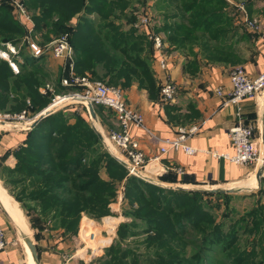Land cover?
Wrapping results in <instances>:
<instances>
[{"label": "trees", "instance_id": "trees-1", "mask_svg": "<svg viewBox=\"0 0 264 264\" xmlns=\"http://www.w3.org/2000/svg\"><path fill=\"white\" fill-rule=\"evenodd\" d=\"M23 2L25 8L32 12L33 34L27 33L13 19L12 9L8 5H1L0 44L17 46L23 43L24 49L28 47L26 37L32 38L35 34L43 33L44 42L39 44L44 46L53 40L51 37L67 34L74 50L75 76L87 74L93 80H104L120 86L136 82L148 92L154 90L155 81L149 64L150 43H145L149 48L147 57L143 55L141 40H130L134 29L128 33L109 35V30L118 29L110 16H116L117 10L118 15H121L126 7H130V0ZM174 2V9L179 11L177 14L180 17L173 22L175 26L170 28L174 41L180 45L185 40H197L196 35L199 34L207 47L208 55L204 56L207 62L233 65L241 62L242 57L236 46L241 39H249V36L246 33L238 35L233 29L227 38L221 37L226 34V29L222 27L223 19L229 22L225 15L229 8L226 0ZM92 14L107 19L97 27L88 18ZM23 51L19 52L23 57L22 63L12 58V63L18 65V73H14L10 64L0 58V112L7 111V106L13 103L15 110H8L10 114H20L22 111L39 113L50 103L54 94L81 90L80 87L62 85V77L64 79L69 75L67 62L64 76L60 73L58 78L53 79L56 87L54 90L47 82L52 76L45 68L46 53L34 57ZM47 86L53 93L46 89ZM42 89H45V93L41 92ZM8 107L11 109L12 104ZM102 109V106L94 107L95 115L101 120ZM68 110L64 108L49 114L28 131L23 145L11 153L16 160L12 169L0 164L2 169L16 174L4 183L12 186L11 194L24 213L27 216L34 215L33 219L29 217L31 227L41 231L42 225L50 221L52 228L62 230L65 237L74 236L78 232L82 214L96 220L109 214V205L115 202L118 184L122 183L127 202L136 203L139 208L134 212L124 211V217L132 220L130 224L120 225L117 238L124 240L141 235L144 238L139 246L146 253H135L129 242L127 244L132 250L114 242L106 249L103 258L96 261L97 264H142L140 259L145 261L144 264H183L194 262L199 250L201 253L209 249L210 255H214V244L221 247L224 256L228 254L225 261L228 263L222 264H259L247 258L249 253L245 255L244 250L237 248V253L230 257L234 249L231 235L223 236L213 217L201 211L202 206H192V201L197 198L227 197V194L167 189L127 176L124 165L102 151V140L92 127L85 108L82 107L80 111ZM108 113L114 114L110 110ZM8 155L5 153L0 161H4ZM140 212L143 215H136ZM87 223L90 227L91 222L87 220ZM232 238L234 240V236ZM187 248H192L190 255ZM210 255L206 261L211 258Z\"/></svg>", "mask_w": 264, "mask_h": 264}, {"label": "crops", "instance_id": "crops-1", "mask_svg": "<svg viewBox=\"0 0 264 264\" xmlns=\"http://www.w3.org/2000/svg\"><path fill=\"white\" fill-rule=\"evenodd\" d=\"M237 2L245 6V11L250 19H258L264 25V0H237ZM26 11L30 16L31 23H27L22 17L15 16L13 11H11V15L24 29L29 31L31 27L34 28V22L31 17L32 13L28 9ZM244 33L249 36V39H241L238 42L236 50L241 55L242 60L236 65L219 62L209 63L207 60L201 62L198 58L196 68V63L190 66L181 53L176 50L171 53L164 44L167 67L160 69L158 66L159 54L150 44V68L155 81L154 90L148 92V90L139 87L138 83L132 82L129 89L124 93V98L131 109L142 114L145 125L151 132L150 136L140 130L130 129L133 141L148 161L140 174L142 176L136 178L146 182L152 181L151 183L162 185L168 189L198 191L232 189L234 192L227 194L232 195L231 199L243 198L247 203L251 200L252 203L256 204V207L247 215H264V174L262 173L263 175L259 180L255 177L260 166L235 165L212 156V153L234 154L228 137V130L237 121L236 113L239 114L238 117L245 125L253 128V138L259 148L264 147L261 139L264 131V90L253 99L243 100L238 107H223V98L217 97L214 93V90L219 87L223 88L225 92L230 90L229 74L234 67H243L249 77H256L263 72L264 52L254 34L245 29ZM35 35L31 39L40 46ZM30 54L32 55L31 52ZM3 60L5 59L3 58ZM61 61L62 63L57 66L58 70L54 74L55 77L60 73L64 76L65 62ZM13 65L17 70L10 66L11 69L14 73H18V65L15 63ZM165 81L173 82L177 92L173 101L163 104L159 100V89ZM108 114L112 116V113ZM114 117V127L118 130V123ZM92 123L93 128L104 142L102 136L106 134L104 132L107 130L97 114L96 121ZM192 127L196 128V132L185 140V144L197 150L194 155H186L180 149H170L166 154L160 155L161 140L174 139L178 136L179 129ZM30 129L32 128L13 134H0V160L5 153L9 154L2 163L3 166L5 165L10 169L14 167L16 160L11 153L23 145ZM114 159L123 162L118 156ZM117 204L116 200L111 203L109 205L110 215L100 219L105 226L111 224L106 227L108 229L107 239H103L107 240L108 244L115 237L113 234L115 224L124 221ZM84 218L91 222L90 227L86 225L85 221L81 224ZM97 221L99 220L82 214L75 237L80 238L82 232L87 233L88 229L95 227L94 225L101 226ZM42 226L41 231L31 227L30 219L20 204L0 186V227L5 232L6 241L5 248L0 252V264L94 263L90 259H87L89 262L74 261L85 247L80 250L75 249L73 253H70L72 241L63 235L62 230L52 228L50 221L45 222ZM26 239L30 240L35 247V259L25 243ZM102 247L99 248L101 249L99 252H102Z\"/></svg>", "mask_w": 264, "mask_h": 264}, {"label": "rangeland", "instance_id": "rangeland-1", "mask_svg": "<svg viewBox=\"0 0 264 264\" xmlns=\"http://www.w3.org/2000/svg\"><path fill=\"white\" fill-rule=\"evenodd\" d=\"M240 1H244V0H240ZM226 2L228 3L229 8L227 7L228 12L225 15L229 19V22H226V19H223L222 27L226 29V34L224 36L221 35V37L227 38L233 32V29H235L236 34L243 36L244 29H243L242 24L239 22L238 11L236 8V5H238L239 3L237 2V0H226ZM174 3H175L174 0H130V4H131L130 7L128 8L126 7L125 10L122 11L121 15H118L119 10H117L115 13L117 14L116 16L115 15L110 16V20L113 21L114 26L118 27V29L109 30V35L111 36L114 33L119 34V32L128 33L130 29H134V31H131L130 40H141V43H143L142 44L143 45L142 46L143 55H147L148 57L149 48H148V44L145 45V43L151 44V42L148 39V35L146 31L150 32L153 30L155 33L160 35L166 48L171 53L174 50L178 51L179 53L182 54L185 60L189 62L188 64H190V66H192L193 63H196V68H197L196 60L198 58L200 59L201 62L204 60H207L204 58V56L208 55L207 47L203 44V39L199 38V34L196 35L197 40H185L180 45L178 44L177 41L173 40L174 36H173V33H171L170 28L175 26L173 22L180 19V17L178 16L179 14H177L179 13V11L177 12L174 9V5H175ZM130 17H134V19H130ZM88 18H90L94 23H96L97 27H100V25L106 21L105 19H107V17L99 18V16L96 14L90 15ZM143 19L148 20L149 24L147 27L144 26ZM30 33L33 34V30ZM43 35H44L43 33L36 34L35 35L36 40L38 42L43 43L44 42ZM142 35H144V37L146 38V41H144V37ZM52 38L53 37H51V40ZM56 38L58 37H55L53 40H55ZM25 39L27 40V43H28L31 37H26ZM235 39L237 38L235 37ZM22 46H23V43H19L17 44V46H12L10 43H3V44L1 43L0 44V58L1 59L4 58L9 64L10 63L13 64L12 58H16L19 61V63H22L23 57L19 54V52H22L24 50L23 51L24 54H30L29 46L28 47L26 46L24 49ZM4 53L6 54L7 57H4L3 55ZM45 60H46L45 68L47 72L50 73V77L52 76V78L47 82H49L53 86V89L55 90L56 89V87H54L55 82H53V79L55 78L54 74H56L58 70L57 68L58 64L62 63V61L61 59L52 58V55L50 54H46ZM84 76H88V75L84 74ZM90 78L93 79L92 77ZM94 80H98L108 87H118L119 89L123 91V94L131 86L130 83L128 85L120 86V85L111 84L108 81H104V80H99V79H94ZM71 91H74V90H71ZM10 104H12L11 109H9L8 107ZM10 104L7 106V111L0 112V122L1 123L4 122L7 124L6 125L3 123L2 124L0 123V129L2 128L0 130V134H4V133L13 134L21 130L26 131L25 129L29 128V125H30L29 122L34 121L35 120L34 117L37 116V114H39V113H34V111H33V114L28 112L23 120L18 121L16 120V116L19 113L10 114L11 112L8 111V110H15L14 104L13 103H10ZM64 108L69 109V110L75 109L78 111L79 109L80 110L82 109V106L74 103L71 105H67V107H64ZM102 111H103L102 115L104 116L103 117L101 115L102 123H103V126L106 127L105 129L107 130L104 133H109L111 131L117 130L114 127L113 114L112 116L109 115L108 114L109 110L106 109L105 107H103ZM91 125H93L92 122H91ZM101 144H102L101 145L102 151H106L113 158L117 156L119 157L118 150L115 147H113V145L110 142L106 145L104 144V142L101 141ZM260 152L261 154H263V149H260ZM1 163H4V161H0V164ZM120 163H122L124 167L126 168L127 173H128L127 176H132V175H129L127 166L123 162H120ZM1 166H3V164H1ZM3 167L5 168V165ZM0 174H1L0 186H2L5 189V191L16 201V199L11 194L12 186L5 185L4 183L10 176L14 177L16 174L9 173L6 169H2L1 167H0ZM102 177L105 180L107 179L104 173H102ZM151 182L152 181H148L147 183H151ZM156 186L160 187L162 185L156 184ZM162 188L164 187L162 186ZM231 196L232 195H228L227 197L226 196H204V197L202 196L203 197L202 199L197 198L193 200L192 206H194L195 204L199 205L200 207L202 206L201 211L207 213L208 215H211L213 217L214 223L219 224L220 233H222V235L225 237H229L231 235V241L234 245V246L232 245V247H234V249L231 252L230 257H232V255L237 253V250H236L237 248L240 251L244 250L245 255L249 253L250 255H248L247 258H249L250 261L254 263L264 264V215H247V213H249L253 208L256 207V204L252 203L251 200L247 203V201H244L243 198L231 199ZM229 197L230 199L228 200ZM116 202H118L117 205L120 207L119 213L123 215L124 221L120 222V224L118 223L115 224L116 226L113 231V234H115V237L113 238L112 242L108 244L107 240H103V239H107L106 237L108 236L107 234L108 229L106 227H109L111 224H108L107 226H105V224H102L101 220L99 219L97 223H99L101 226L94 225L95 227L90 230L88 229L87 233L82 232L80 238L77 236L75 237V235L69 237L70 238L69 240L72 241L70 253H73L75 249L80 250V249H83V247H85L83 252L78 257H76L74 261L79 262L80 260H84L86 262H89V260L87 259H90L92 262H94L93 264H97L95 261H97L99 258H103V255L105 254L106 249L110 247L114 242H117L123 248H129V244H127L129 242L133 246L132 247L133 250L129 248L130 250L134 251L135 253H141V254L146 253V250L143 247L139 246L142 239L144 238L141 235L133 236V237H130L124 240H120L119 237L117 238V231L120 225L125 224V223L130 224V221L132 220L130 218L124 217V215H126L124 214L125 213L124 211L127 210L128 212H132V211L134 212L139 208V205L137 206L136 203L129 204L127 202L126 197H125V187L123 186L122 183L118 184V188L116 192ZM246 209H247V212H245ZM108 215H110V212ZM136 215H143V213L140 212V214L138 213ZM163 215H166V214L163 213ZM28 217H30V219H33L34 215H29ZM82 221H85L86 225L88 226L86 219H83ZM105 229L106 231H104ZM89 231L91 234L89 233ZM232 235L234 236V240L232 238L233 237ZM30 236L32 237V234ZM91 239L92 241H90ZM100 247H102V252H99V250H101L99 249ZM214 249H215L214 255H210L209 249L206 251H202L201 253L199 250L198 252L199 255L194 262L189 261V262H184L183 264H222L225 261H227L228 254L224 256L223 255L224 251L221 249L220 246H216V244H214ZM187 251L190 255L192 252V248L191 249L187 248ZM209 255L211 258H208L206 261V258ZM140 261H142V264L145 263L143 259H140ZM225 263H228V262H225Z\"/></svg>", "mask_w": 264, "mask_h": 264}, {"label": "built area", "instance_id": "built-area-1", "mask_svg": "<svg viewBox=\"0 0 264 264\" xmlns=\"http://www.w3.org/2000/svg\"><path fill=\"white\" fill-rule=\"evenodd\" d=\"M1 5H8L17 17H22L27 23H31L23 0H0ZM238 11L239 22L244 29L254 34L259 42V45L264 52V25L255 18L250 19L245 11V6L240 3L236 5ZM144 26H148V20L143 19ZM32 27L29 29V33ZM147 32L148 39L151 42L153 49L159 54L158 66L160 69L167 67V55L162 38L153 30ZM29 50L34 57H38L44 53H50L55 59H61L68 64V77L62 79V85L65 87H80V91H69L64 94H54L50 103L34 118L45 111L56 112L67 105L79 104L85 108L87 114V103H90L93 108L102 106L114 113L118 130L111 131L103 135V141L111 143L119 152L120 159L127 166L129 175L141 177V172L148 163L145 155L137 148L133 141L130 129L140 130L151 136L150 130L145 125L144 118L141 113L131 109L125 102L124 94L118 87H108L98 80L90 79L88 76H75L73 73L74 50L68 40V35L63 34L47 45L39 46L32 39L28 41ZM10 66L17 70L13 64ZM230 90L225 92L219 87L214 90L217 97L223 98L222 106L238 107L243 100L253 99L264 90V70L256 77H249L244 68L234 67L229 74ZM52 93V89L47 86ZM45 93V89H42ZM177 92L176 85L171 81H165L159 89V100L166 104L173 101ZM26 111H22L16 116V120H23L26 116ZM89 115V114H88ZM237 121L229 128L228 137L234 149L233 155L212 153L214 158L224 159L235 165H254L263 168L264 174V147L259 148L253 138V128L245 125L240 119L239 114H235ZM33 121L29 122V128ZM27 128V129H29ZM196 132V128L179 129L178 136L174 139L161 140L162 147L159 150L160 155H164L168 150H182L186 155H194L197 150L185 144V140ZM260 149H263L261 154ZM181 172V171H180ZM262 174V175H263ZM5 232L0 227V252L5 248Z\"/></svg>", "mask_w": 264, "mask_h": 264}, {"label": "water", "instance_id": "water-1", "mask_svg": "<svg viewBox=\"0 0 264 264\" xmlns=\"http://www.w3.org/2000/svg\"><path fill=\"white\" fill-rule=\"evenodd\" d=\"M87 110H88V114H89L90 120L92 122H95L96 121V115H95V112H94V108H93V106L90 103H87ZM51 113H52L51 111H45V112L41 113L40 115H38V117L31 124L30 128H33L40 120H42L44 117L48 116ZM261 139H262V144L264 146V131L262 133ZM262 171H263V168L260 167L258 169L256 175H255L257 180L260 179V177L262 175ZM207 191L213 192V193H221V194H230V193L234 192V190H232V189H211V190H207ZM25 243H26L27 247L29 248L32 257L35 259L36 251H35V247H34L33 243L30 240H28V239L25 240Z\"/></svg>", "mask_w": 264, "mask_h": 264}, {"label": "bare ground", "instance_id": "bare-ground-1", "mask_svg": "<svg viewBox=\"0 0 264 264\" xmlns=\"http://www.w3.org/2000/svg\"><path fill=\"white\" fill-rule=\"evenodd\" d=\"M3 55H4V57H7L5 53H4ZM0 123H1V122H0ZM2 123H3V124H6V123H4V122H2ZM2 123H1V124H2ZM6 125H7V124H6Z\"/></svg>", "mask_w": 264, "mask_h": 264}]
</instances>
